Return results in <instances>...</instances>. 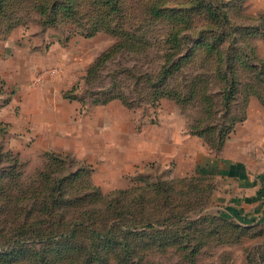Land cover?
Listing matches in <instances>:
<instances>
[{
  "label": "rangeland",
  "instance_id": "obj_1",
  "mask_svg": "<svg viewBox=\"0 0 264 264\" xmlns=\"http://www.w3.org/2000/svg\"><path fill=\"white\" fill-rule=\"evenodd\" d=\"M263 6L0 0V264H264V184L221 150L264 99ZM28 88L79 151L6 144Z\"/></svg>",
  "mask_w": 264,
  "mask_h": 264
},
{
  "label": "crops",
  "instance_id": "obj_2",
  "mask_svg": "<svg viewBox=\"0 0 264 264\" xmlns=\"http://www.w3.org/2000/svg\"><path fill=\"white\" fill-rule=\"evenodd\" d=\"M262 8L264 11V6ZM45 91L47 90L45 89ZM41 92L40 90L30 91V88L26 92L21 91L24 97L21 98L20 116L15 119L13 116L5 119L9 123H13L5 132L7 135L2 134L7 139L6 144L13 149L21 148V151L25 147L24 144H27L25 142L27 136H30L27 134V130H23H25L26 124L31 123L32 126L38 125L33 128L36 130V135L40 131L41 139H45L46 143H43L45 151L76 153L85 138L78 132V124L71 122L73 125L71 124V127L67 129L66 127L61 128V124L57 126L55 122L53 123L52 116L55 114V109L57 118L59 116L60 121L64 123L66 118L63 119V117L67 116L70 121L71 114L63 112L61 107L54 105L53 100L43 101L39 95ZM31 105L33 109L29 111ZM0 120L2 121L1 118ZM12 120L14 121L12 122ZM18 131H22V133H17ZM91 133L93 135V132ZM141 145L139 146L141 147ZM222 153L225 161L230 162L228 169L231 170L232 178L242 183L247 180L246 186H252L253 183L248 182L253 181L252 178L254 180L261 179V184H264V106L258 99H251L245 121L237 125L234 135L227 141Z\"/></svg>",
  "mask_w": 264,
  "mask_h": 264
},
{
  "label": "trees",
  "instance_id": "obj_3",
  "mask_svg": "<svg viewBox=\"0 0 264 264\" xmlns=\"http://www.w3.org/2000/svg\"><path fill=\"white\" fill-rule=\"evenodd\" d=\"M262 24L264 25V20H263V22H262ZM262 37L264 38V33L262 34ZM170 70H167L166 71V76H168L169 74H170ZM236 88H234L233 90H232V93H228L227 94V96H226V98H225V105H226V107H229V104H230V102H231V100H233V98L235 97V95H236ZM252 97L253 96H255L254 98H256V99H258L260 102H261V104L264 106V99L262 98V97H260V96H258L257 95V93H254V94H252L251 95ZM251 97V98H252ZM224 142V141H223ZM222 142V143H223ZM226 143V142H225ZM225 143H223V145H222V147H221V150H222V148H224V145H225ZM220 150V151H221ZM150 228H152V225L150 226ZM72 231L73 230H71L70 232H68V233H66V232H60V234H58L59 236L57 237V238H61V237H66V236H70L71 234H72ZM52 233H49L48 235H51ZM94 235L97 237V238H104L103 240H107L108 239V236L110 235V233L108 234V235H103V234H101V233H98V232H94ZM47 239H50V237H48ZM18 247V246H17ZM29 253H31V254H29ZM26 255V254H29V255H32L33 254V251L32 250H28V249H26L25 247H23L22 249H19L18 251H16V252H13V254L11 255L12 257H11V259H13V260H16V259H18V258H20L21 257V255ZM34 255L36 256V258H41V256L43 255V253L40 251V252H36V253H34Z\"/></svg>",
  "mask_w": 264,
  "mask_h": 264
}]
</instances>
